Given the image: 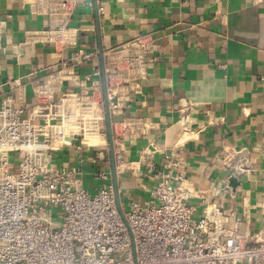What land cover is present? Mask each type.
<instances>
[{
	"label": "crops",
	"instance_id": "0c3cea01",
	"mask_svg": "<svg viewBox=\"0 0 264 264\" xmlns=\"http://www.w3.org/2000/svg\"><path fill=\"white\" fill-rule=\"evenodd\" d=\"M47 26V16L33 13L26 2L0 0V102L34 105L36 83L65 60L71 77L61 89H87L104 100L103 53L138 35L152 40L145 79L130 89L122 113L110 116L115 167L104 103L105 135L83 142L80 151L82 141H72L54 154L57 164L77 168L88 191L116 184L119 207L128 210L150 200L164 153L172 151L180 162L177 172L201 193L190 199L195 219L203 215L200 199L206 198L234 211L237 232L249 241L264 231V0L80 1L63 49L23 42L25 32ZM78 50L89 58L72 62ZM96 68L100 75L92 74ZM185 115L190 138L182 133ZM139 118L149 126L145 134L122 133L124 120ZM242 158L252 170L234 175L230 165Z\"/></svg>",
	"mask_w": 264,
	"mask_h": 264
},
{
	"label": "built area",
	"instance_id": "2783aa9c",
	"mask_svg": "<svg viewBox=\"0 0 264 264\" xmlns=\"http://www.w3.org/2000/svg\"><path fill=\"white\" fill-rule=\"evenodd\" d=\"M21 1L48 20L46 28L25 32L23 42L60 51L69 43L74 7L87 0ZM151 43L150 35H138L103 53L110 116L122 113L130 89L145 79ZM89 56L78 50L71 61ZM61 66L36 83L34 105H14L10 98L0 102V264H264V231L249 241L237 232L234 211L201 198L203 215L195 219L190 199L201 193L177 172L180 162L172 151L164 153L150 200L133 202L128 210L119 207L112 183L88 191L77 168L57 164L54 154L72 141H82L76 145L80 151L83 142L105 135L103 98L97 101L87 89L63 91L62 82L71 74L66 60ZM98 89L94 85L93 91ZM122 124L123 134L149 129L142 118ZM183 126L190 138L188 115ZM230 168L234 175L252 170L248 158Z\"/></svg>",
	"mask_w": 264,
	"mask_h": 264
},
{
	"label": "water",
	"instance_id": "95a60500",
	"mask_svg": "<svg viewBox=\"0 0 264 264\" xmlns=\"http://www.w3.org/2000/svg\"><path fill=\"white\" fill-rule=\"evenodd\" d=\"M102 76H103V88H104V104H105V113H106V120H107V124H108V133H109V138H110V152L112 154L113 157V144H112V135H111V119H110V114H109V109H108V102L106 99V79H105V72H104V67L102 69ZM79 137L77 136L76 139H78ZM115 167V163H114V157H113V168ZM116 190H118L117 185H114ZM119 193H117V203L119 205Z\"/></svg>",
	"mask_w": 264,
	"mask_h": 264
}]
</instances>
